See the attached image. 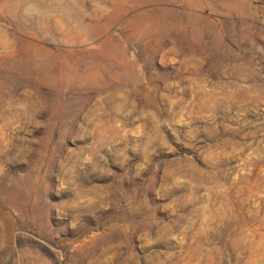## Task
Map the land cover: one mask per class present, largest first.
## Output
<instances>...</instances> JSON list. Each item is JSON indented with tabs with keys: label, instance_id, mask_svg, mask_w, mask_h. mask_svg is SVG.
<instances>
[{
	"label": "rangeland",
	"instance_id": "1",
	"mask_svg": "<svg viewBox=\"0 0 264 264\" xmlns=\"http://www.w3.org/2000/svg\"><path fill=\"white\" fill-rule=\"evenodd\" d=\"M0 264H264V0H0Z\"/></svg>",
	"mask_w": 264,
	"mask_h": 264
}]
</instances>
